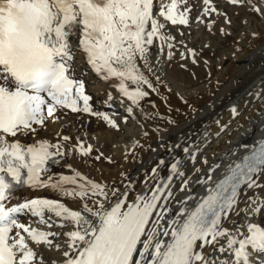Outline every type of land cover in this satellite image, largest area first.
Wrapping results in <instances>:
<instances>
[{
  "label": "snow or ice",
  "instance_id": "6c2138e0",
  "mask_svg": "<svg viewBox=\"0 0 264 264\" xmlns=\"http://www.w3.org/2000/svg\"><path fill=\"white\" fill-rule=\"evenodd\" d=\"M228 3L264 15L253 0ZM203 5L200 23L212 13L225 15L212 0ZM191 11L188 0H0V264H46L33 245L60 251V264H264V137L244 145L247 154L215 179L219 164L207 174L195 167L204 152L196 145L183 146L186 161L169 166L158 159L143 172V181L121 172L111 182H98L71 164L62 165L71 174L52 173L57 157L75 152L88 158L92 145L78 141L69 148L71 137L59 133L55 143L35 140L65 110L102 118L120 130L116 120L93 109L85 83L75 76L69 37L79 28V50L91 70L130 102L123 121H157L163 147V134L179 122L155 110V103L154 111L145 112L141 101L159 93L156 85L167 87L165 69L153 58L165 47L167 60L174 58L169 25H189ZM213 23L206 25L209 30ZM187 51L197 63L196 53ZM179 55L185 59L184 52ZM258 95L264 116V94ZM231 111L234 118L241 115L236 107ZM143 135L151 139L147 131ZM29 137L33 142H26ZM139 147L136 141L133 148ZM133 158L138 159L135 153ZM202 163L207 165V158ZM25 186L58 198H19ZM33 222L49 230L32 227ZM69 225L72 230L63 233L51 230ZM61 235L63 244L56 242Z\"/></svg>",
  "mask_w": 264,
  "mask_h": 264
},
{
  "label": "bare ground",
  "instance_id": "6f19581e",
  "mask_svg": "<svg viewBox=\"0 0 264 264\" xmlns=\"http://www.w3.org/2000/svg\"><path fill=\"white\" fill-rule=\"evenodd\" d=\"M218 2L223 4L217 8L219 12L231 15L244 13L241 14L239 23L233 21L235 27H238V39L240 41L234 45L239 47L234 54L231 52L233 55L227 60L225 57L229 54L226 52H223L216 60L219 72L210 73L209 78L194 84L186 81L191 74H186L185 70H189L191 66L189 67L190 63L185 59L190 55L187 49L193 50L192 43H200L202 53L206 48L210 49L213 54L218 50L217 42L209 39L212 31L206 26L213 22L216 13L205 17L203 23L198 21L204 7L203 0H188V4L192 8L189 25H169V31L174 37L172 43L175 47L171 50L174 53V58L170 62L167 60L169 49L166 47L163 53L153 58L154 62L159 59L160 67L165 69L161 75L167 87L156 85L159 88V93H152L146 98L148 103L141 101V104L145 112H150L154 111L152 104L155 103L157 105L155 110L179 122V127L172 128L163 134V147H160L161 142L157 140V137L161 135L155 130L157 121L141 120L140 123H137V120L140 119L137 117L135 119L130 118L125 123L123 121V117L127 115L125 105L130 102L122 97L117 88L112 87L110 82L99 78L90 69L79 48H72L75 76L83 80L86 94L92 96L93 99L90 104L95 111L103 112L111 119L116 120L120 130L111 128L102 118L88 114L71 113L70 110H65L66 114H61V119L57 122L49 120L46 130L39 131L35 140L48 139L55 143L60 137L67 135L71 137L68 142L69 148L77 144L78 141H82L85 147L89 144L93 147V152L88 158H81L75 152L66 155L64 158L57 157L60 163L51 168L53 174H71L66 167H62V165L71 164L74 169L98 182L101 180L104 182L119 180L121 172H127L134 176L137 181H143L146 178L143 172H150L160 158L166 162L169 161L167 162L169 166L175 160L186 161L188 158L185 153L181 152L178 156L175 153L188 143L187 146L190 148H195L196 145L204 147L202 156L197 153L200 159L195 163V167H200L203 173L207 174L209 168L216 164L220 165V168L212 173L215 179L225 171L228 165L239 162L240 157L247 154L248 148L243 147L244 145L251 147L257 139L264 137V131L260 130L264 128V124L261 123L264 116L258 111L260 105L256 102L259 99L258 94H264V15L255 13L248 5H231L228 0H212L213 6L216 7ZM253 2L258 7L264 8V0H253ZM223 8H226V12ZM235 37L237 38V36ZM81 38L79 29L78 45ZM181 52L185 53V59L180 58ZM206 57L208 58L207 55ZM191 59L193 60L192 57ZM196 59L197 68H201L204 63H201L202 60L198 56ZM211 65H214L212 61ZM193 66L195 65L193 64ZM109 94H111V100L108 99ZM254 96L256 99L253 98ZM121 100L124 101V104H121ZM184 101H187V104ZM233 107L238 108L241 113L238 118L233 117L231 111ZM222 125H227V127L222 130ZM160 126L163 127L162 122ZM145 131L149 133L151 139L144 137ZM57 133L60 134V137L57 136ZM20 139L23 140L22 137ZM136 141H139L142 147L133 148ZM26 142H33V138L29 137ZM149 145L151 148L157 149V152L150 151ZM176 145H180V147H176ZM133 153L138 159L133 158ZM100 154H102L101 159L95 160V156ZM204 158L208 160L207 165L202 163ZM188 166L191 167V164ZM176 187H179L178 183ZM199 192L202 193L203 188L199 189ZM17 196L19 198H32L53 196V194L50 191L34 192L25 188L17 192ZM53 198H58V196H53ZM17 202L20 200L13 201V203ZM69 206L74 209L79 207L77 203H69ZM24 222L28 223L27 220ZM32 227L49 230L35 222L32 223ZM51 230L63 233L72 229L69 225L65 228L54 226ZM64 239L61 235L56 239V242L63 244ZM33 247L38 252L43 253L46 264H52L53 261L60 264L62 259L60 251L46 250L42 246L36 245Z\"/></svg>",
  "mask_w": 264,
  "mask_h": 264
},
{
  "label": "rangeland",
  "instance_id": "374dc122",
  "mask_svg": "<svg viewBox=\"0 0 264 264\" xmlns=\"http://www.w3.org/2000/svg\"><path fill=\"white\" fill-rule=\"evenodd\" d=\"M223 4L222 3H220V2H218V3H216V8H218L219 6H222ZM224 10H225V12H226V8H223ZM241 14H244L243 12H241ZM241 14H233V15H231V14H228V13H225V18L223 17V15H219V16H217V14H216V16L214 17V23H213V26H212V28H211V31H212V33H211V36H210V38L209 39H211L210 41H216L217 42V45H218V50H216V52H217V55H216V52H214V54H213V52L210 50V49H205L204 50V54L200 51V49L202 48V46H201V44L200 43H192V47H193V50H194V52L195 53H197L196 54V57L198 56V58L200 59V60H204L203 62L201 61V63L203 64V66L201 67V68H197V64L195 63L194 65L195 66H193V64H192V59H191V57L192 56H190V55H188V57H190L189 59H185L187 62H189L190 63V65H189V63H188V65H189V70H185V72H186V74H191L190 75V77L188 76L187 78L188 79H186V81L188 82V83H191V84H194V83H196V82H198V81H203V80H205V79H207V78H209V76L212 74V73H214V74H216L217 72H219L218 71V68H217V62H216V60L220 57V55L223 53V52H226V53H228L229 55V57L227 56V57H225V60H227V58H230L231 57V55H233L235 52H236V50L238 49V47H237V45H234V44H236L237 42L239 43L240 41H239V39H238V33H239V31H238V27H235V25L233 24V21L236 23V22H240V20H241ZM230 15H231V17H230ZM239 17H238V16ZM222 16V17H221ZM233 16V17H232ZM236 16V17H235ZM221 17V18H220ZM227 18H228V20H230L231 21V23H227L226 22V20H227ZM232 18H233V20H232ZM223 19V20H222ZM235 19V20H234ZM217 20V21H216ZM241 24V23H240ZM234 25V26H233ZM241 25H243V24H241ZM243 28H244V26H242ZM221 29H223L224 31L223 32H221ZM231 29V30H230ZM230 30V31H229ZM235 30V31H234ZM230 32V33H229ZM246 33H247V31H245ZM235 36H237V38L235 37ZM247 36L249 37V34H247ZM226 40V41H225ZM246 40H247V37H246ZM234 46V47H233ZM198 47V48H197ZM233 49H232V48ZM236 47V48H235ZM197 48V49H196ZM199 49V50H198ZM228 49H230V50H228ZM198 50V51H197ZM208 50V51H207ZM228 50V51H227ZM211 51V52H210ZM210 52V53H209ZM219 52H221V53H219ZM233 54H232V53ZM203 54V55H202ZM202 55V56H201ZM204 55H205V58H203L204 57ZM206 55L208 56V58L206 57ZM211 55V56H210ZM200 56V57H199ZM212 56H213V59H212ZM215 57V58H214ZM193 58V57H192ZM209 59V60H208ZM206 60V61H205ZM208 61H210V62H208ZM211 61L213 62V66L211 65ZM208 62V63H207ZM205 65V66H204ZM206 66H208V67H206ZM211 67H212V69H211ZM194 69V70H193ZM209 69H211V70H209ZM190 71V72H189ZM193 71V72H192ZM196 71V72H195ZM198 71V72H197ZM201 71L203 72L202 74H201ZM200 72V73H199ZM197 73V74H196ZM211 73V74H210ZM207 74V75H206ZM205 75H206V77H205ZM203 78H202V77ZM198 77V78H197ZM190 78V79H189ZM202 78V79H201ZM194 79V80H193ZM198 79V80H197ZM188 144V143H187ZM187 144H185L186 146H187ZM181 152H183L182 151V149L181 150H178L176 153H175V155H177L178 156V154L179 153H181ZM167 162H169V161H167Z\"/></svg>",
  "mask_w": 264,
  "mask_h": 264
}]
</instances>
